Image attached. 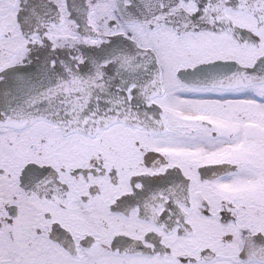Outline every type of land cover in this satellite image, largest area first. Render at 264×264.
<instances>
[{
  "label": "snow or ice",
  "instance_id": "1",
  "mask_svg": "<svg viewBox=\"0 0 264 264\" xmlns=\"http://www.w3.org/2000/svg\"><path fill=\"white\" fill-rule=\"evenodd\" d=\"M0 264H264V0H0Z\"/></svg>",
  "mask_w": 264,
  "mask_h": 264
}]
</instances>
